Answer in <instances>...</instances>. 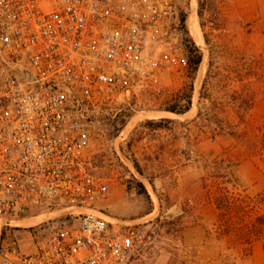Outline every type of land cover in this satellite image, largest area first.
I'll use <instances>...</instances> for the list:
<instances>
[{"label":"built area","instance_id":"built-area-1","mask_svg":"<svg viewBox=\"0 0 264 264\" xmlns=\"http://www.w3.org/2000/svg\"><path fill=\"white\" fill-rule=\"evenodd\" d=\"M174 6L0 0V264L129 263L140 232L102 208L110 187L92 171L91 124L168 64L189 68Z\"/></svg>","mask_w":264,"mask_h":264},{"label":"rangeland","instance_id":"rangeland-1","mask_svg":"<svg viewBox=\"0 0 264 264\" xmlns=\"http://www.w3.org/2000/svg\"><path fill=\"white\" fill-rule=\"evenodd\" d=\"M174 7L177 46L186 55L197 49L202 63L195 73L168 64L156 82L132 88L126 103L95 112L92 171L110 187L102 208L118 227L140 232L128 264H264L263 242L249 248L224 236L209 192L214 161L228 159L233 183L224 186L264 213V149L254 145L264 127V0H175ZM154 51L169 56L166 46ZM227 93L248 96L243 118L216 107L230 101ZM189 94L190 112L167 111ZM215 115L234 128L213 137L204 118ZM164 119L173 121L159 125Z\"/></svg>","mask_w":264,"mask_h":264},{"label":"trees","instance_id":"trees-1","mask_svg":"<svg viewBox=\"0 0 264 264\" xmlns=\"http://www.w3.org/2000/svg\"><path fill=\"white\" fill-rule=\"evenodd\" d=\"M200 7L201 9L203 8L201 2ZM201 15L202 13L200 11V16ZM188 53L189 69L195 73L198 71V68L202 63L203 56L197 49L188 51ZM213 78L214 76L210 75L209 80L206 81V86L211 85V80ZM226 95H228L230 101L227 103H217L216 107H218L220 111L232 108L236 114L239 115V118H243V112L248 111L251 107L248 96L237 95L236 97L229 95L228 93ZM186 99V104L184 106H173L168 108L167 111L177 115L187 114L192 109V96L189 94L186 96ZM198 117H203L201 111L199 112ZM204 119L210 123L209 129L213 137L222 136L227 128H234L232 120H219L218 115ZM172 121L173 120L164 119L159 122V125L170 123ZM148 124L154 125L155 123L148 122ZM260 130L262 131V137L257 139L254 144L256 149H258L260 145L258 151H260L261 148L264 149V127ZM229 134L233 135V133ZM258 151L255 150L254 152ZM227 162L230 163L228 159L214 161L212 171L209 175L213 180L212 186L214 187V189L209 192L219 212L218 227L224 236L234 235L242 242V244L252 248L257 242L264 243V213L257 211L255 208H251L248 201L249 198L243 197L240 193L231 191L228 187L224 186L225 184L233 183V175L229 171L230 167L232 168L233 166L227 165ZM224 171H226L225 174H223Z\"/></svg>","mask_w":264,"mask_h":264},{"label":"bare ground","instance_id":"bare-ground-1","mask_svg":"<svg viewBox=\"0 0 264 264\" xmlns=\"http://www.w3.org/2000/svg\"><path fill=\"white\" fill-rule=\"evenodd\" d=\"M195 26H196V24H195ZM165 114L172 115V114H170V113H165ZM39 220H40V219L31 220V221L26 222V223L23 224V225H25V226H30V225L36 224Z\"/></svg>","mask_w":264,"mask_h":264},{"label":"crops","instance_id":"crops-1","mask_svg":"<svg viewBox=\"0 0 264 264\" xmlns=\"http://www.w3.org/2000/svg\"><path fill=\"white\" fill-rule=\"evenodd\" d=\"M197 232H198V233H200V237H202V238H203V234L201 233V230H199V229H198V230H197ZM190 233H191V232H190ZM188 235H189V233H188V234H186V237H188Z\"/></svg>","mask_w":264,"mask_h":264}]
</instances>
